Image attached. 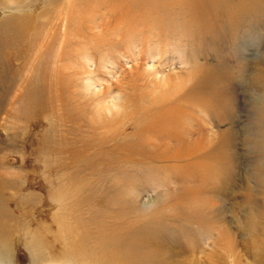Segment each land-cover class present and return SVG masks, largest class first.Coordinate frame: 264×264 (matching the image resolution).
I'll return each instance as SVG.
<instances>
[{"label": "rangeland", "instance_id": "obj_1", "mask_svg": "<svg viewBox=\"0 0 264 264\" xmlns=\"http://www.w3.org/2000/svg\"><path fill=\"white\" fill-rule=\"evenodd\" d=\"M0 185V264H82L117 201L122 256L264 264V0H0Z\"/></svg>", "mask_w": 264, "mask_h": 264}, {"label": "bare ground", "instance_id": "obj_2", "mask_svg": "<svg viewBox=\"0 0 264 264\" xmlns=\"http://www.w3.org/2000/svg\"><path fill=\"white\" fill-rule=\"evenodd\" d=\"M199 84L200 81L198 82V84H195L196 88L199 86ZM179 111L182 110H179L178 106L166 109L164 116L167 118V121H162L161 119H158L157 121L150 123L153 124L154 126L152 127H149V125L145 126L146 130L147 131L151 129L154 130L159 126L167 125L170 131L174 132V129L177 128L178 125L180 124L179 122H176L175 120L176 118H174V116L178 114ZM161 117L163 116L161 115L160 118ZM71 153L75 154V152H71ZM0 188H2V185H0ZM107 192L108 191L105 190L101 192V194H108ZM6 212L7 211L3 209L2 201L0 197V217L4 215ZM122 213H123V209L120 201H117V203H115L114 208L104 207L103 205L99 204L98 212L94 210L90 218L82 222V226L85 231L89 230L88 225L91 222L102 223L101 228L94 231L95 233L93 235V238L90 239L86 236L81 237L80 235H79L80 237L78 236L76 238L75 237L66 238V243L61 241L62 247L60 248L61 250H59V253L63 255L62 253L64 251L70 252L72 253V255L71 254L69 255L67 253L66 255L69 256L71 261L82 264H149L148 262L145 263L141 260L137 261L133 257L136 248L138 250V248L142 246L141 243L145 242L146 244V241L144 240L146 239V236L143 237L142 234L136 231L135 234L131 233L132 235L130 234L126 238L123 237V235L125 234V228L123 227V225L117 224V220L121 218L120 214L122 215ZM45 225L41 222V220H38L34 224L33 223L30 224V226L27 225L26 229L28 230V233L33 235L31 242L34 244V247H37L38 245H40V247L44 245H46L45 247H48L51 243L60 241L59 239L50 237L47 234L50 232L49 229L47 228V225H46L47 233H44ZM4 233L5 231L0 230V257H3L4 254L7 253V250L5 249H8L9 246L8 241L10 240L11 232H9V230L7 232L6 230V234ZM82 234H84V232H82ZM101 235L105 236V240L103 242H100L99 240V237ZM114 237H118V239L115 240H119V241L118 242L113 241L111 238ZM146 240L148 241V237ZM221 240L225 244L226 250H228L226 251L227 254L229 253L232 254L234 252V247H236L237 245V242L234 240L233 235L227 233V235H224ZM127 245L128 246L130 245L131 248L136 247L135 251L133 249L134 251L132 252L133 254L132 255L125 254L124 256L120 255V251L122 250V248H124ZM131 248L129 249L130 252L132 251ZM139 251H136V253H138ZM148 253L144 254V258L147 261H150V258H153L156 260H160L161 264H172V261L169 262L171 258L167 257L168 255L165 251L163 257L158 256L157 253H153L152 256ZM63 256H65V254ZM154 262H156L155 264H157V262L159 261H154Z\"/></svg>", "mask_w": 264, "mask_h": 264}]
</instances>
